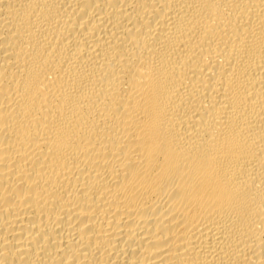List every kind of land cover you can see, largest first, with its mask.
<instances>
[{"label":"bare ground","instance_id":"obj_1","mask_svg":"<svg viewBox=\"0 0 264 264\" xmlns=\"http://www.w3.org/2000/svg\"><path fill=\"white\" fill-rule=\"evenodd\" d=\"M0 264H264V0H0Z\"/></svg>","mask_w":264,"mask_h":264}]
</instances>
